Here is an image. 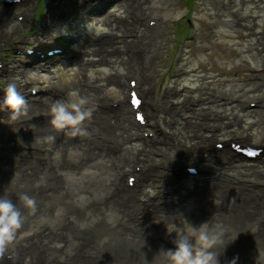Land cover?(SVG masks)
<instances>
[{"label": "bare ground", "instance_id": "obj_1", "mask_svg": "<svg viewBox=\"0 0 264 264\" xmlns=\"http://www.w3.org/2000/svg\"><path fill=\"white\" fill-rule=\"evenodd\" d=\"M56 1H58L56 4L53 3L54 1L50 3L48 20L45 21L44 27L35 39L42 41L57 37L56 46H61L59 38L63 37L65 32L77 35V47L68 46L67 55L60 57H63L66 64L79 66L77 81H74L73 87H68V91H78L80 97L86 100L85 108L91 109V115L79 125L85 130V134L78 133L76 136H69L67 135L68 129L53 128L47 114L52 102L56 100L63 102L64 94L55 96L47 95L45 92L44 95L32 98L27 103V113L15 121L9 120L7 108L0 111V118L5 119L4 122L0 121V198L12 201L19 210L22 223L19 230L22 236L17 232L14 235V238H19V241H13V239L5 245H21L25 247V253H32L31 251H35L37 247L39 249L38 245L45 243L44 241L50 243L72 236L76 243H68L59 250L65 252L59 255L63 258L58 260L57 264H89L90 262L92 264H99V262L100 264L108 262L113 264L115 259L125 264H148L147 252L154 257L157 252L156 247L158 249L163 247L162 244L153 240L155 230L164 231L170 217L176 212L177 206H184L188 213L186 222L195 225V223L199 224L201 221L208 220L209 224L219 223L226 229L224 233L226 250L225 245L216 248V251L220 253V264H228L233 259L234 264H264V187L260 186L264 183L263 181L260 184L256 182V180H261L258 176H264V168L238 164L237 160L227 159L230 155L219 154V151L208 149V144L213 139V141L217 140L216 137H220L218 134L224 126L237 124L240 119L236 113L231 116L213 107L225 106L233 102H236L237 106H242L246 102L244 97L252 89H245V86H241L224 90V85L218 77L228 75L225 71H221L212 81H205L206 76H201V84L194 90L167 88L163 98L168 99L167 97L171 94L174 97L183 95L184 99L178 102L171 100L170 104L164 100L153 116L156 121L159 112L165 113L164 123L169 131L166 134L161 132L157 142L163 147H158L155 143L154 146L149 147V142L153 143V141L146 140L143 147L129 148L126 143L131 142L136 133L134 120L128 111H134L132 106L129 108L131 85L126 86L125 97L117 99L120 103L114 106L110 102L115 99L108 100V94L103 91L104 85H98L97 80L88 81L80 77L85 67L96 62L94 60L85 61L84 55L98 56L101 61H111L109 58L111 56L121 58L123 49L116 43L121 41L127 44V39L123 37L120 41L114 40L115 36L116 38L119 36L112 32L96 37H84L79 27L89 20L103 22L122 31L123 29L120 28V23H122L127 25L124 31L129 36L134 33L135 36L139 35L138 38L144 39L145 32L139 34L140 26L144 23L149 31L152 26L147 24L148 17L144 22L141 21L140 16L145 15L141 11L145 9L144 5H149L150 0H83L81 2L87 6L86 15L75 18L73 17L74 10L68 7L79 3V0ZM158 1L166 3V0ZM215 1H211L212 5ZM258 1L263 2L264 0ZM217 4L214 5L215 8H219ZM119 8H124L126 11L125 15L119 16L120 18L115 15V11ZM237 14L235 11L232 16L237 18ZM154 20L152 16L150 21L155 23ZM158 25L159 30L165 32L166 27L161 22H158ZM7 34L6 29L0 30L1 39ZM152 41L158 43L155 37ZM70 42L71 40L67 43L70 44ZM135 44L133 41L132 48ZM110 45L111 48H109ZM258 49L264 54L263 43ZM124 52L126 53V57L123 58L124 62L138 69L137 57H135L136 48L132 50L129 45H126ZM39 60L35 56L33 60H25L21 65L13 67L14 72L22 74L23 85L34 81H51L50 76L44 75L36 79L27 78L30 71L48 72L50 70L49 64L53 60L52 57L46 56L45 59ZM207 70L208 68H202L200 71L195 69L193 72L200 73ZM181 75L182 73L178 77ZM112 76L106 78L110 80L108 83L114 80L123 91L125 83L121 76L119 74ZM151 77L155 78L156 75L151 73ZM224 82H234V79H225ZM137 83L139 86L140 81ZM255 88H253L254 91L257 90ZM173 89L175 93L170 92ZM260 91V95H263L264 90L260 89ZM235 94L237 97L233 99ZM43 96L54 98H41ZM230 96L231 100H229ZM256 98L259 100L264 96H256ZM259 102L261 104L254 108H264V103L261 100ZM259 121L257 120L256 124ZM237 128L231 131L235 137L240 136L236 131L244 133L245 129L241 125ZM48 135L53 136L54 140L44 142L43 137ZM106 137H109V143ZM189 150L192 152L199 150V152L190 154L199 160L195 162L189 154L186 155L185 153ZM200 151L203 153L201 154ZM55 153L59 155L56 156ZM154 154L159 159L153 158ZM130 156V163L138 161V163L142 162L143 166L152 163L154 169L149 167L150 174L152 178L157 177L156 182L164 183L167 179H173L178 182L179 188L184 190H189L195 184L200 186L204 184L206 187L210 185L209 195L216 197L224 192L220 196L221 200L207 199L206 202L195 203L189 199L192 192L187 191L185 197L177 202L169 201L170 196L166 199L169 202L153 204L149 209L141 210L132 199L131 189L135 186L128 187L126 182L122 184V176L119 175L118 183L115 181L116 177L113 182L106 181L110 183V186H106L105 181L100 180L102 173L106 180L105 173L112 170L109 162L114 164L117 160L120 162L118 165L128 163ZM178 156H181L180 158L189 156L190 163H200L199 167L203 169L205 176L202 179H188L184 175H181L183 179L178 177L177 170L172 168ZM213 160L219 162L218 166L208 168L209 162ZM185 175L193 176L190 173ZM61 181L67 182L69 187L67 188L66 183L60 184ZM121 191L126 194V197L122 196L126 205L131 207V210L127 211V216H122L123 212L117 213L114 210L115 199L114 202L110 200L112 196L119 197L122 194ZM193 191L197 193L198 189ZM59 192L63 193L62 197L58 195ZM22 194L32 199L31 206L26 205L20 199ZM54 197L58 202L61 200L62 205L48 211L46 203L54 201ZM228 198L231 199L228 200ZM235 203L238 207L234 214L226 215V205ZM46 222L48 224L43 225ZM52 225L61 231L51 232V238L43 240L46 236L43 233ZM42 226L45 230L40 229ZM69 230L71 232H68ZM80 236L83 240L79 238ZM87 247L93 251L85 250L84 248ZM49 249H51L50 245L45 243L44 251L39 255L40 258L35 256L39 264H46L47 260H52H50L51 250ZM0 251L6 250L3 248ZM89 252L92 255L87 257L86 253ZM93 253L99 254V259ZM83 255L86 256L84 260L79 258ZM155 258L161 261V256ZM12 264L16 263L12 262Z\"/></svg>", "mask_w": 264, "mask_h": 264}, {"label": "rangeland", "instance_id": "obj_2", "mask_svg": "<svg viewBox=\"0 0 264 264\" xmlns=\"http://www.w3.org/2000/svg\"><path fill=\"white\" fill-rule=\"evenodd\" d=\"M52 1H54V4L58 3V1L56 0H26L25 2H22L21 4L15 6L3 4L0 5V11H2L0 12V17L13 16L17 13H23L27 17L24 22L14 19L13 22H11V24L14 25L13 30L11 32H8L6 30L8 34L4 35L3 39L0 38V54H4L5 56L9 57V60L12 61H10L12 65L10 73L0 79V84H3L2 86L15 80L18 91L24 90L29 86L38 84H58L59 86L64 85L68 88L69 86L73 87L72 84L74 83V81H77V70L79 66L74 64H66L63 57H60L61 55L52 57L53 60L49 64L50 70L48 72L34 70L30 71L27 75L28 79H36L43 75L50 76L51 81H34L31 84L23 85L24 80L22 74L12 71L13 65H21L19 63L20 61L16 59H19L20 57L14 58L10 54V46L14 43H17L18 45H23L25 41L29 39L32 40L33 43L35 45H38L39 47L46 46L47 44H51L52 46L57 45L55 43V39L57 37L55 39H46L42 41H39V39H35L38 32L44 27L45 21L48 20V9ZM81 1L83 0H79V3H75L72 5V7L71 5L68 7L69 9L71 8L74 10V18L86 15L85 11L87 10V6H85ZM211 1L214 0H166V3H159L158 0H150L149 5H144L145 9L141 12L145 15H149L152 12L154 15H160V17H164V21L168 27L165 32H159V30L149 31L143 23L140 26L139 34L145 32V35L143 37L144 39L138 38L137 36L139 35L137 34L135 36L134 33L129 36L124 31L125 26L127 25H123L122 23H120V28L123 29L122 31L120 29H116V27L104 24L103 22L88 21L82 23L79 29L80 32L85 35L84 37H96L102 34L112 32V34L116 33L119 36V38H116L115 36L114 40L118 39L120 41L123 37H126L127 44L121 41L116 43V45L120 46L123 49V52L121 58H117V56L109 57L110 60L113 62L101 61L98 56L92 54L84 55L83 58L85 61L94 60L96 62H93L87 67H85V69L80 74V77L86 78L88 79V81L97 80L98 85H104L103 91L108 94V100L112 98H124L126 94V81L124 76L126 73H132L136 71L133 66L130 67L124 62L123 58L126 57V53L124 52V50L126 48V45H129L130 49H132L133 41L145 40V43H147L146 51L148 54L146 67L141 74V91L146 96L156 100L159 105L163 104L164 100L166 103H169V101L171 100L181 101L183 99V96L181 95H176V97L174 98V96H171V94V97H167L168 99L163 98L164 92L167 88H176L179 90H193L199 86V83L201 82V76H206L205 81L214 80L219 71L222 70H225L228 72V74H230L219 78L221 83L224 85V90H229L231 87L238 88L240 86H244V84H247L246 89H252L254 81H248L247 78L249 76L255 77L256 73L249 72L248 69L251 67L261 68L262 65H264V54L258 49L259 47L261 48L262 43L264 44V1L260 2L258 0H232V2H230V0H216L214 5L216 6V4L218 3L217 6H219V8H215V6L212 5ZM257 4L259 6L258 8ZM235 11L238 13L237 18L232 16L233 12ZM42 13L43 15L41 16L40 14ZM125 14L126 11L124 8H119L118 11H115V15L118 17ZM138 15L139 12L137 13V17ZM178 18H181L177 25V28H179L178 31L180 32H171L170 29H174L173 26L176 25L175 23ZM185 22H187V24H189L192 28L191 35L195 38H184L180 45H176V39L180 42L184 37V31L187 30ZM113 26H116V24H113ZM5 29H7L6 26H0V30L4 31ZM65 34L70 33L65 32L64 35ZM64 37L59 38L63 46L66 44V42L64 41ZM154 37L157 38L158 43H154L152 41ZM56 40H58V38ZM77 45L78 41L70 43V46L72 48L77 47ZM113 45L115 46V43H113ZM111 47L112 46L110 45L109 48ZM67 52L62 55H67ZM145 58L146 57H144V60ZM202 68H208V70L206 72L202 71L200 73L193 72L195 71V69H199L200 71L202 70ZM236 70H238V74H235ZM178 72L182 73V75L179 77L178 75L180 73L177 74ZM30 73H34V75H29ZM151 73L155 74L156 77L152 78ZM261 73L264 75V71L260 72V74ZM118 74L121 76L122 80L125 83L123 91L122 89L120 90L114 80H111L112 82L108 83L110 80L106 79L113 77L112 75ZM225 79H234V82L225 83ZM235 79L241 80L239 81ZM259 83L261 84L262 81H260ZM260 89L264 90V85ZM74 91L77 93V97H80L78 91ZM170 92L175 93L174 89ZM256 93L257 92H248L244 99H249L253 97ZM236 97L237 94L234 95L233 99H236ZM32 98L30 100H32ZM41 98L51 97L43 96ZM70 99L73 98L70 97ZM231 99L232 98L230 96L229 100ZM242 106H237V103L233 102L232 104H228L225 106L213 107L214 109L221 110L224 114H226L227 112L230 115L233 112L240 117V119H238L239 122L237 124L224 126V128L219 132V135L225 136L232 130H237V127L241 125L245 128L244 134L246 136L250 134L251 136L248 137H252L253 140L260 139L262 135L260 125L253 126L248 131V128L251 127V121H253L254 118L257 119V117H255L254 114L249 111V109L246 110L244 106L243 109ZM260 111H262V109L258 110L257 116L264 119V114L260 115ZM160 114L161 119L163 121L165 113L162 111L160 112ZM0 121L4 122L5 119L0 118ZM126 146H128L129 148L143 147L141 142L136 139L135 135L134 139L131 142L126 143ZM158 147L162 148L163 146L160 145ZM196 152H199V150L193 152L189 150L188 153L185 154L190 155ZM200 153L202 154L203 151H200ZM190 156L191 159L195 162L198 159H196V157L192 155ZM180 157L181 156H178L177 158ZM188 157L189 156H185L184 158ZM237 161L238 164L244 163L241 160ZM217 163L218 161L216 162L215 160H213L212 162H209L208 166L217 167ZM259 166L264 168V160L259 164ZM224 170L227 171L226 168H224ZM102 175L101 178H103ZM204 176L205 175H202L201 177L196 178H202ZM258 178L264 180V176H258ZM166 182L167 181H165L164 183ZM63 183L66 182L61 181L60 184ZM208 186L211 187L210 185ZM209 187H206L204 184L202 186L195 184L189 190L179 188V191L172 195L169 198V201L177 202L178 200L183 199L187 191L192 192V195L189 196V199L190 201H194L195 203L206 202L207 199L221 200L220 196L224 192L215 197L209 195ZM195 189H198L197 193L193 191ZM255 193L260 194L259 192ZM58 195L62 197L63 193L59 192ZM230 199L231 198H228V200ZM110 200L112 202V199ZM169 201L165 200L164 203ZM61 205V200L58 202L57 199L54 197V201H52L51 203H46V208H48V211H50L54 210L56 206L58 207ZM226 207V215H230L234 214V211L238 207V204H230L226 205ZM121 215L127 216L128 213L123 212ZM187 216L188 213L184 209V206H177V210L170 217L168 224L172 223L176 225H182L184 223H187ZM42 221L44 222V219H42ZM20 224L22 225L21 221ZM46 224H48V222L44 223L43 225ZM195 225L198 224L195 223ZM40 229L45 230L43 226ZM52 230L60 231V229L52 225L50 229L46 230L43 233L44 235H46L43 237V240L50 238ZM157 233H163L164 235H168L170 238L172 237V235H174L166 234V229H164V231L155 230L154 234ZM13 241H19V239L14 238ZM3 248L6 250H17L21 253H24L25 250L24 246L11 244L5 245ZM87 249L90 248H85V250ZM156 249L158 250L157 247ZM149 258L150 262H148V264H156L157 258L154 259L152 256ZM118 263L119 260L117 259L113 261V264Z\"/></svg>", "mask_w": 264, "mask_h": 264}, {"label": "clouds", "instance_id": "obj_3", "mask_svg": "<svg viewBox=\"0 0 264 264\" xmlns=\"http://www.w3.org/2000/svg\"><path fill=\"white\" fill-rule=\"evenodd\" d=\"M14 25L9 24L7 31L11 32ZM30 51V50H29ZM29 75H34L30 73ZM68 101L56 100L52 102L47 110L49 123L57 130L68 129L67 135H83L85 130L79 125L85 118L90 117L91 109L82 108L86 100L77 97L75 91L67 93ZM9 110V120L15 121L27 113V101L17 90L15 80L3 87V99L0 101V111ZM54 137L51 135L43 137L44 142H51ZM54 155L58 156L59 153ZM20 199L28 206L33 204L31 198L22 194ZM20 227L19 210L9 199L0 198V250L6 243L14 239L16 229ZM166 234H174L171 237L172 247H161L154 254V258L162 256L163 261H156V264H220V253L216 248L225 245L224 233L226 229L219 223L209 224L208 220L201 221L198 225L190 222L182 225L167 224ZM226 250V245H225ZM228 264H234V259Z\"/></svg>", "mask_w": 264, "mask_h": 264}]
</instances>
